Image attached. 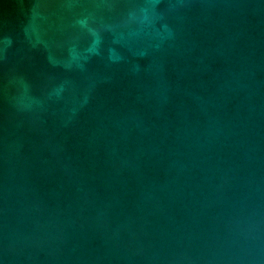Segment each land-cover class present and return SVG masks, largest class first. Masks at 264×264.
Here are the masks:
<instances>
[{
  "label": "water",
  "instance_id": "95a60500",
  "mask_svg": "<svg viewBox=\"0 0 264 264\" xmlns=\"http://www.w3.org/2000/svg\"><path fill=\"white\" fill-rule=\"evenodd\" d=\"M0 264H264V0H0Z\"/></svg>",
  "mask_w": 264,
  "mask_h": 264
}]
</instances>
